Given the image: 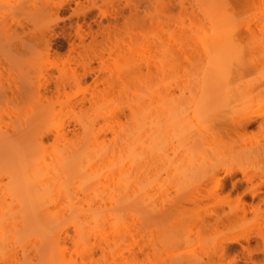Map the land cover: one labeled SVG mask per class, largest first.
<instances>
[{"label":"rangeland","instance_id":"obj_1","mask_svg":"<svg viewBox=\"0 0 264 264\" xmlns=\"http://www.w3.org/2000/svg\"><path fill=\"white\" fill-rule=\"evenodd\" d=\"M245 1L238 4L241 2L235 0H0L8 5L0 9V23L10 27L12 33L18 29L23 37L21 68L20 62L14 65L9 59L0 60V92L6 90L8 94L4 104H0V126L14 122L15 116V121L21 119L22 124L29 127L26 126L30 131L24 135L25 139L40 130L37 137L42 136L45 148L52 152L57 146L55 141L60 142L55 132L58 125L68 131L69 139L79 141L84 132H98L100 140L105 138L107 148L127 146L139 152L136 192L137 195L146 191L151 194L149 216H143L146 213L138 207L134 216L130 213L124 223L117 218L120 232L113 227L115 218L111 217L108 224L109 233L117 242L118 258L127 264L136 256L144 264H180L178 259L181 263L194 260L192 264H250L243 260H248L249 256L240 243L225 241L230 256H221L222 240H225V235L220 234L223 225H219L218 232L202 226L204 216L209 214L202 208L203 204L215 203L218 197L230 194L229 198L236 200L246 183L238 182V191L232 189V182L242 175L238 173L230 178L220 172L218 177L225 178L222 180L227 188L220 190L218 197L199 202L200 205L191 202L216 189L218 178L211 171L215 164L264 169V158L247 154L248 150L263 148L264 128L258 129V123L247 130L251 137L230 149H220L217 144L214 147L211 131L205 127L219 112L226 113L229 125L246 115H254L258 122H264V0ZM108 36L123 37L126 46L138 48H134L136 55L143 59L135 58L143 61L141 76L146 77H141L146 81L136 86L139 93L131 97L133 99L123 96L126 103L118 107L122 112L121 120L118 121L114 113L118 108L112 100L94 108L88 105L82 110L78 108L77 114L68 109L58 110L59 113L46 118L44 124L39 119L42 124H31L35 118L37 120V112L41 116L45 106L57 100V75L63 66H67L71 75L81 76L85 88L88 86V91L84 92L87 97L95 88L104 90L109 75L105 64L117 67L115 56L107 54L112 45ZM100 52L105 56L103 61L98 59ZM174 56L180 58L181 63L172 64ZM125 60L119 59L121 63ZM148 62L154 74L149 71ZM212 85L218 88L206 89ZM70 93L72 101L83 96L76 95L75 90ZM37 99L44 101L43 108ZM131 105L136 112V123L128 121ZM55 107L60 108L58 103ZM103 110L113 113L106 117L101 114ZM81 119L92 126L91 130L85 129ZM130 123L136 127L134 124L131 127ZM32 136L28 140L33 143L37 137ZM111 171L106 168L100 174ZM261 179H264V171L257 178ZM263 197L264 193H260L253 200L244 192L243 200L261 203L264 209V202L260 201ZM139 198L143 205L141 200L145 196ZM222 207L216 205L218 212L229 211L228 205ZM215 220L211 218L212 222ZM100 221L82 224L91 234L89 243L96 260L102 259L103 251L107 252L93 234L98 225L101 226ZM9 235L10 264H46L41 236L35 231L13 228ZM65 235L62 241L65 260L92 264L84 261L82 244L74 243L77 234L72 224L66 226ZM241 242L246 244L245 240ZM262 245L261 239L251 238L252 247L262 248ZM261 251L254 257L264 264ZM53 255H59L58 251Z\"/></svg>","mask_w":264,"mask_h":264},{"label":"bare ground","instance_id":"obj_2","mask_svg":"<svg viewBox=\"0 0 264 264\" xmlns=\"http://www.w3.org/2000/svg\"><path fill=\"white\" fill-rule=\"evenodd\" d=\"M235 1L237 3L241 2L238 4H243L245 0ZM2 7L8 8V5L0 3V9ZM22 38V32H19L18 29L12 33L10 27L5 23H0V60L1 58L5 60L9 59L14 65H18V62H20L19 66L21 68ZM108 39L112 45L110 44L111 46L107 49V54L109 53V56H115L117 67L114 64L113 66L108 65V67H106L107 64L102 62L105 64V68L108 69L107 71H109L107 72L109 75L107 74L106 81L104 80V83H106V85H103L105 86L103 88L104 90H100V88L97 87L98 89L95 88L96 90L94 89L93 92L91 90L90 96L87 97L84 95V92L88 91V86L85 88L86 85H83L84 83L81 76L78 73L71 75L67 66H63L60 68V71H58L59 75H57L56 89L58 90L57 92H59V94L56 95L57 100L54 99L55 102L52 100V102H50V104L52 103L51 105L45 104V107L48 109L46 108L45 111L42 110L43 114L41 116H39L40 112L36 111L38 115L36 116V114H34L33 116L38 117L37 120L39 119L43 123L46 118L54 114L60 111H67L65 109L73 112V114H77L76 109L78 108L82 110L83 108L85 109L87 105L94 108L98 107L101 102H110L112 100H115L114 103L117 108L120 106L122 107L126 103V97L130 99L139 93L136 90V86L140 84V82L146 81L142 79L146 77L141 76L143 61H140L143 58L136 55L134 48L137 47H133L132 45L126 46L124 38L120 36H108ZM82 54L83 53H81V56ZM99 54L95 55L97 56ZM141 54L144 55V53ZM135 56L141 59L137 60ZM98 57V59H101L100 61H103L102 58L105 56L101 53ZM87 59L89 60L90 57ZM119 59L127 60H125V63H121ZM84 60L86 59L84 58ZM85 62L87 63V61ZM179 62L181 63L180 58L175 56L172 58V64H179ZM88 64H86V66ZM150 66L148 62L147 67L149 71H154V69H152L153 67L150 68ZM220 67L221 66H219V68L217 67L218 70H220ZM150 78L153 79V77ZM148 83L151 84L150 82ZM209 88L216 89L218 87L212 85L207 86L206 89L209 90ZM18 89L22 90L21 87ZM73 90H75V94L81 93L79 95L83 96H78L79 98L75 99L76 101H72L73 92H70ZM117 90H119V93L121 92L120 98L118 97L119 93H116ZM5 91L6 90H1L0 92V104H4L6 98H8V94ZM226 93H228L227 90ZM65 96L67 97L65 98ZM123 96L125 99H123ZM118 98L121 100H118ZM37 100L39 101L41 99ZM132 101L133 100H131V102ZM43 102L41 101V105H39L42 108ZM131 102L129 105L132 104ZM53 103L55 105L58 103L60 108L57 109ZM48 105H50V107ZM119 109L120 108L117 110L114 109L118 121L122 118V112ZM21 110L22 109H18V111ZM134 111L132 106L128 121L132 120V122H134V120H136L137 116ZM112 113L111 110H103L101 114L108 117ZM225 114L224 112L215 113L205 126L207 130L211 131L210 135L213 137L215 143L214 147H216L217 144L220 149H230L241 142H245L251 137L247 130L253 127L254 124L258 123V129L262 130L264 128V122H258V118L254 115H246L236 124L229 125ZM13 117L14 122L10 121L11 123L9 122L8 125L0 126V264H10L8 250L9 232H11L13 228L20 231L22 228L24 232L35 231V233L41 236V241L43 243V258L48 262L44 260L46 264H77L75 259L66 261L64 258L66 249L62 245V241L67 237L65 235V228L68 224H72L75 227L77 235L76 239H74V243L78 246L82 244V250L84 252L82 256L86 263L127 264V262H123L118 258L119 253L116 250L117 242L112 239L108 224L112 221L111 217L115 218L116 221L114 220L113 227L117 232H120L121 225L117 222V218L118 220L121 219L122 223H124L125 219L130 216V213L134 216L135 212L138 211V209L136 211L138 207L142 210L141 212L146 213L143 214V216H149L147 213H150L151 205L149 203H151V194L146 190V192L141 195H137L136 192V184L137 180H139V177L135 175L136 168L139 165V152L136 148L129 147L130 149H128L126 148L127 146H123V148H107L104 142L105 138L100 140L101 137L98 132H84L83 139L75 141L69 139L67 134L68 131L63 126L58 125L55 127V132H57V140L58 142L60 141L59 144L61 145L58 146L59 144L55 141V145L57 144L56 149L53 152L49 150L51 151L49 152L47 148H45L43 138H41L42 136H40V138L37 137V135H39L38 133L41 132L40 130L38 131L35 128V130H37L36 134L34 129L31 128L33 129L31 132L34 131L32 134H35L37 137V139H35L36 141L32 143V141L30 142V140H28L29 136H32L31 133L27 135L28 137L25 139L29 127L26 125L27 128L23 125L21 119L19 120L16 118L18 120L15 121V116ZM13 117L9 119L12 118L11 120H13ZM30 119L29 117V120ZM37 120L36 118L35 121L31 120L33 121L31 124L36 122L40 124L41 122ZM18 121L20 122L18 123ZM52 121H54V119ZM80 121L85 129L92 127L82 119ZM134 123H136V121ZM134 123H130V126L132 127ZM115 127L114 125V131L116 130ZM89 130H91V128ZM130 130L129 132H132ZM134 130H136V128L133 129V132ZM115 132H117V130ZM35 136L32 137L35 138ZM32 137H30V139ZM262 145L263 148L260 150H248L247 154L253 158H257L258 156L264 158V144ZM214 153L218 155V151L215 150ZM118 156L120 160H122L121 164H118L120 162L118 161ZM106 168L112 171L106 175L100 174V172ZM211 171L212 175L218 178L216 189H214L213 193L203 194V197H201L202 199L197 197L194 200L192 199V201L190 200L191 202L200 205L199 202L202 203L201 201L209 199L211 196L216 197L220 190L224 191V189L227 188L226 182L222 179L227 176L232 178L238 173L242 175V178L232 182V189L238 190L241 181L246 183V188L243 192H238L236 200L229 198L230 194L228 197L224 198L217 196L218 200L215 203L203 201L205 202L203 204L204 207H201L204 210L207 209L209 214L205 211L207 216H204L205 219L202 217L204 219L202 220L204 224L202 226H205L204 228L206 229L210 227V230L215 229L218 232L217 229H219V225H223L224 228L220 230L221 233L219 232L225 235V240H222V254L220 253L222 257L230 256L228 255L230 253H227L226 242L233 244L240 243L243 246V250H245L249 256H247L248 260H243L250 262V264H260L255 260L254 254L261 250L264 254V209L261 207V203L254 204L253 201H244L243 195L244 192H247L254 200L260 193H264V179L257 180L264 169L256 167L250 168L245 165L228 166L225 163H220L215 164ZM222 171L225 173V176L218 177L219 173ZM140 196H145V199L143 198L144 201L141 200L143 205L140 203ZM261 200L264 202V197L261 198L260 201ZM216 205L220 206V208L224 205H228L230 208L229 211H222L223 213H221L216 209ZM142 207H144V209ZM212 217L216 219L215 222L211 221ZM90 220H96V222L101 220V226L98 225V229L93 231V234L99 240V244L103 245L104 249H107V252L103 251L101 260H96L94 258L96 253L92 251L93 248L89 243L91 234L88 233V230L83 226L84 222L88 223ZM125 226L127 227V225ZM36 227L37 229L34 230ZM253 236L262 240V248H259V246H251V238ZM20 238L22 239V236ZM241 240H245L246 246L242 244ZM56 251H58L59 255L54 256L53 254ZM53 258L54 260H52ZM129 260H127L129 261L128 264H144L137 256ZM178 261H180V264H192L194 260H188L187 262L183 261L182 263V260L178 259Z\"/></svg>","mask_w":264,"mask_h":264}]
</instances>
